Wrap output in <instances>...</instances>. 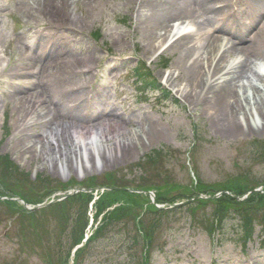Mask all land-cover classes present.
<instances>
[{
	"label": "rangeland",
	"instance_id": "rangeland-1",
	"mask_svg": "<svg viewBox=\"0 0 264 264\" xmlns=\"http://www.w3.org/2000/svg\"><path fill=\"white\" fill-rule=\"evenodd\" d=\"M72 1L53 0L47 4L44 0H0L2 154L9 155L10 160L29 172L32 179L41 174L52 181L64 183L81 182L94 175L101 178L105 173L116 171L124 172L128 180L138 178L136 181H139L144 173L139 169L131 171L130 165L161 146L183 152V155L175 154L166 166L173 180L184 183L190 181L193 165L197 166L203 180L209 183L225 181L234 173L245 172L252 165L245 142L264 137V120H259L250 132L240 135L220 132L201 95L191 86L188 96L183 95L188 74L184 69L176 68L179 51L172 48L171 43L175 40V30L183 32L185 18H178L183 15L180 12L199 13L203 10V0H177L163 2L162 5L157 1V7L154 6L156 2L151 0ZM224 1L230 14L234 6L239 12L240 7H244L241 0ZM166 17H170L171 26L175 28L171 35L166 26L162 27ZM73 19L75 21H71ZM186 20L193 22L191 28L196 37L204 32L196 15ZM259 26V23L255 24L251 30L255 31ZM97 30L98 36L94 34ZM215 35L223 37L219 46L221 52L232 43L242 47L249 41L239 45L238 37L231 34L216 32ZM45 46L48 47L47 52L43 51ZM206 46L207 42H204L196 54L201 53L203 62L207 55ZM50 49L53 50L49 53ZM244 54L249 58H243L254 67L253 82L262 86L264 56L254 54L252 50ZM241 57L239 51L230 48L225 52V63ZM139 59L149 64L172 99L161 101L159 94L145 91L139 82L134 81L130 69ZM51 63L61 74L50 66ZM171 72L175 73V80L169 79ZM248 85L242 92H250L253 96L255 87ZM93 92L95 95L89 96ZM25 97L28 98L27 105H34V113L27 117V110L31 108L23 107ZM89 98L92 100L90 110L86 109L85 102L83 104L86 114L84 125L95 130L102 126L103 133H97L96 155L88 150L87 156H82L78 150L77 155L72 156L67 153L68 147L62 140L57 142L55 135L50 137L51 128L43 127L42 120L41 123L36 120L39 113L47 112V118L54 119L52 127H55L63 120L57 113V103L63 105L69 100L79 102ZM174 99L177 101L173 102ZM43 104L47 108H42ZM255 118L252 116V119ZM149 123L158 125L162 135L152 134L127 152L113 144L114 136L131 139L145 130ZM194 123H198L203 131L198 133L199 140H195L193 135ZM29 139L37 145V153L26 158L21 143ZM61 160L63 166L58 163ZM148 172L150 175L143 179L146 187L163 182L156 176L157 168ZM253 175L264 180V168L254 165ZM171 178L167 177L170 183ZM23 188L21 191L30 193L26 186ZM64 192L60 189L52 194L55 196ZM173 218L174 224L163 226L161 235H157V248L162 250L153 253L150 264H264V231L261 224L257 223L250 239L244 242L238 218L225 221L223 227L213 233L201 225L192 224L186 209L176 212ZM23 219L12 222L11 217L0 208V264H61L63 260L57 256L65 257L67 244L62 243L56 249L58 253L53 255L54 236L51 233L61 215L45 210L32 220ZM19 244L24 252L20 251ZM117 247V244L110 246L109 236L98 246L97 253L101 259L107 258L110 252H117ZM82 264L99 262L86 259ZM126 264L141 263L134 259L133 263Z\"/></svg>",
	"mask_w": 264,
	"mask_h": 264
},
{
	"label": "bare ground",
	"instance_id": "bare-ground-1",
	"mask_svg": "<svg viewBox=\"0 0 264 264\" xmlns=\"http://www.w3.org/2000/svg\"><path fill=\"white\" fill-rule=\"evenodd\" d=\"M83 1L85 3L90 2L88 0ZM151 1L156 2L154 6L157 7V1L162 5L163 2L173 3V1L177 0ZM44 2L51 4L53 0H44ZM72 2L74 3L75 0ZM241 3L244 7H240V12L232 15L227 11L228 7L224 0H203L202 14H205L207 17L208 24L211 26L213 32L210 33L205 30L198 37L194 35L190 27V25H193V22L186 20L194 18V13L180 12L183 15H179L178 18H185L182 22L185 24L184 32L176 30L174 32L170 17L164 18L162 22V27L166 26L170 35L174 32L173 38L175 40L171 43V47L179 51V61L176 68L178 70L184 69L188 74V77L185 79L186 86L182 89L183 95L188 96L189 86L193 87L198 95H201L205 107L214 116L215 122L218 124L216 128L220 132L233 135L250 132L253 126L259 123L258 120H264V84L259 86V84L253 82L254 67L253 64L249 63L248 59H245L249 58V56L244 54V52L249 53L252 50L254 54L264 56V0H248L247 2L241 0ZM156 14L163 15L160 12ZM241 19H245L247 23L245 21L240 22ZM71 21H75V19ZM258 23L260 26L255 31H252L251 28ZM216 32H226L237 36L243 41H249L246 46L242 47H237L232 43L224 52H221L219 46L223 42V37L215 35ZM204 42H207V46L205 47L207 55L204 56L203 62L202 58H200L201 53L199 55L196 54L197 51L200 52ZM230 48H233L235 52L239 51V56L242 57L225 63V52L229 51ZM45 50L43 49V51ZM51 50L53 49H50L49 53ZM50 66L55 68L57 73H60L58 72L60 70H57L54 64L51 63ZM174 74V72L170 73V80H175L176 76ZM246 85L255 87L256 93L253 96H251L250 92H242V89ZM27 101V97L22 101L23 107L31 108V110H27L26 117L34 113V105H27ZM83 103V100L75 104L67 103L60 105L57 103V113L63 120L61 124L59 123L55 127H52L54 119L52 117L47 118V112L39 113L40 115L36 120L40 121V123L42 120L41 124L43 127H50V137L53 138L55 135L57 142L62 140L68 147L67 153L72 156L78 153V150L83 154L82 156H87L88 150L96 155V142L99 140L96 138L97 133H103L102 126L97 130L95 128H86L84 125L86 116L82 113L83 109L81 110L80 108L83 107ZM41 107L47 108L45 104ZM252 116L256 118L252 119ZM152 134L162 135V130L158 125L149 123L145 130L131 139L128 137L122 139L120 136H114L112 140H114L113 144L118 149L123 147L124 152H127L134 148L141 140L149 139ZM48 140L52 141L51 139ZM21 146L24 147V156L26 158L31 154L33 156L36 155L37 145L33 144V139L23 141ZM43 152L46 153L45 150ZM122 154L124 155L125 153ZM42 158L44 159L43 156ZM81 161L83 162V159ZM58 163H61L63 166L62 160Z\"/></svg>",
	"mask_w": 264,
	"mask_h": 264
},
{
	"label": "trees",
	"instance_id": "trees-1",
	"mask_svg": "<svg viewBox=\"0 0 264 264\" xmlns=\"http://www.w3.org/2000/svg\"><path fill=\"white\" fill-rule=\"evenodd\" d=\"M142 76L146 83H151L155 85V81L150 75L148 77L147 72H143ZM254 146H256V153L261 161H264V140H261L259 143L255 142ZM260 154V156H259ZM0 159H3L0 156ZM6 160V159H5ZM6 177L14 178L17 173L15 171L14 166L6 165ZM25 183V181H23ZM115 184V183H114ZM89 187V185L86 184ZM22 185L16 186V189H24ZM227 187L232 188L235 193L243 194L247 191L248 187H246L242 182H238L237 184L227 185ZM145 188V187H143ZM179 191V195H188L187 197L193 196L195 194V189L193 186L190 187H180L177 185L175 187ZM198 189L205 192L212 191L211 187L205 186L202 183L198 186ZM177 196L169 197V193L167 188L164 187L162 192L158 195V201H174ZM92 198V194L90 193H80L68 198L63 204H60L58 207L61 211H66L68 213V217L70 216L72 219L73 225H71L73 231H78L79 234L75 239L74 243L78 242L83 234L84 228L87 223V209L88 204ZM176 200V199H175ZM206 201L203 199H197L195 202L189 204L190 208H195L199 205L204 204ZM118 203L114 209L110 210L106 216L104 223L98 230V234H102L107 231L109 228L113 227V224H118L120 222L124 223L126 221L132 222L135 229L140 228L145 233L148 244L152 242V233L154 231V227L150 222H147L143 217H141L142 212L144 211V215L150 216L152 214L155 215H164L165 210H160L156 208L154 205L148 203V200L142 194L131 192L124 188L112 189L106 192L97 202L98 212H102L107 207H111L114 204ZM218 203V214L223 217L224 215H231V210L235 211L238 215L242 216L244 220L251 221L252 218H260L264 220V194L253 192L247 199L245 200H237L236 198H232L231 196L224 194L222 198L217 200ZM64 215V214H63ZM64 219V217H63ZM65 220V219H64ZM69 221V220H68ZM151 225V227H150ZM97 234V235H98ZM96 235V236H97Z\"/></svg>",
	"mask_w": 264,
	"mask_h": 264
}]
</instances>
